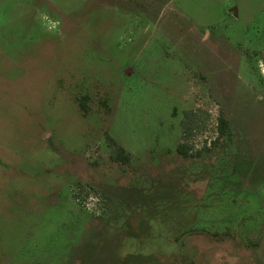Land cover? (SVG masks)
I'll return each instance as SVG.
<instances>
[{
	"label": "rangeland",
	"instance_id": "obj_1",
	"mask_svg": "<svg viewBox=\"0 0 264 264\" xmlns=\"http://www.w3.org/2000/svg\"><path fill=\"white\" fill-rule=\"evenodd\" d=\"M0 264H264V0H0Z\"/></svg>",
	"mask_w": 264,
	"mask_h": 264
},
{
	"label": "built area",
	"instance_id": "obj_2",
	"mask_svg": "<svg viewBox=\"0 0 264 264\" xmlns=\"http://www.w3.org/2000/svg\"><path fill=\"white\" fill-rule=\"evenodd\" d=\"M217 128H218V119L213 128L214 132L212 133V135H210V137H204L203 139L198 138V140L197 139L189 140L187 143L183 142L184 144H186V147L188 145L191 147V149H189L188 151L189 154L192 153V150L194 151L195 154L205 147L209 148L212 142L216 141L218 137ZM70 192L72 193V196H74L73 198L74 202L79 204L82 207V209L88 211L90 214H92L95 217H100L102 215L104 204H103V199L98 193H94L87 186L70 188Z\"/></svg>",
	"mask_w": 264,
	"mask_h": 264
},
{
	"label": "trees",
	"instance_id": "obj_3",
	"mask_svg": "<svg viewBox=\"0 0 264 264\" xmlns=\"http://www.w3.org/2000/svg\"><path fill=\"white\" fill-rule=\"evenodd\" d=\"M218 137L216 139V141L220 138H223L225 136H228L230 134V128H229V122L223 117L220 116L218 119ZM109 143L113 146V154L111 156L112 160H115L116 162H119L121 164H127L130 161V156L129 154H127L123 148H121L120 146H118L111 138H108ZM216 141H214L213 144L216 143ZM178 153L183 156V157H191L188 153L189 148L184 146L183 144H179L178 148H177ZM197 155H200V151L197 152Z\"/></svg>",
	"mask_w": 264,
	"mask_h": 264
},
{
	"label": "crops",
	"instance_id": "obj_4",
	"mask_svg": "<svg viewBox=\"0 0 264 264\" xmlns=\"http://www.w3.org/2000/svg\"><path fill=\"white\" fill-rule=\"evenodd\" d=\"M115 142V141H114ZM116 143V142H115ZM119 146V145H118ZM122 148V147H121ZM127 154H129V156H130V160H131V154L130 153H128L125 149H123ZM130 162V161H129Z\"/></svg>",
	"mask_w": 264,
	"mask_h": 264
}]
</instances>
